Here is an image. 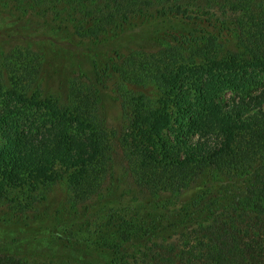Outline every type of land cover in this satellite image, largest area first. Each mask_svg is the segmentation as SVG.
I'll return each instance as SVG.
<instances>
[{
  "label": "trees",
  "instance_id": "1",
  "mask_svg": "<svg viewBox=\"0 0 264 264\" xmlns=\"http://www.w3.org/2000/svg\"><path fill=\"white\" fill-rule=\"evenodd\" d=\"M13 7L0 36V210L41 215L35 243L43 230L69 255L1 250L0 264H264V0ZM138 19L172 34L101 68L97 49ZM62 43L77 61L64 95L42 82L44 49ZM110 88L116 126L102 107Z\"/></svg>",
  "mask_w": 264,
  "mask_h": 264
},
{
  "label": "rangeland",
  "instance_id": "2",
  "mask_svg": "<svg viewBox=\"0 0 264 264\" xmlns=\"http://www.w3.org/2000/svg\"><path fill=\"white\" fill-rule=\"evenodd\" d=\"M13 9V0H0V36L3 35L4 38H6V34L13 32L12 26L17 18L16 12ZM21 17L26 18L23 23L24 25L29 24L31 19L28 16ZM184 25L188 30H200L206 27L204 24L198 22H188ZM171 26L172 24L161 25L160 22L153 23L146 19L136 20L120 32L122 35L119 43L105 45L103 47L100 46L97 49L100 67L105 69L108 64H112L110 59L113 56L112 52L122 53L140 46L146 48L154 47L155 44L163 41L167 35L172 34ZM182 27H180L181 30L183 29ZM7 44L8 42H4V45H0V47L7 48ZM61 45L56 44L54 47H46L44 49L42 82L54 94L64 95L68 77L77 61L72 57L73 50L68 51L65 44L62 43ZM69 49L71 48L69 47ZM102 94V107L104 108L108 122L116 126L118 124L119 105L114 101L111 88L102 90ZM125 182L130 186L129 182ZM117 184L115 185L117 186ZM127 186L125 183H121L116 191L120 201L127 202L130 199ZM58 203L56 201L52 208L58 206ZM177 206L173 205L168 209H173ZM40 217L41 215L39 216V214L15 216L6 210H0V251L8 250L11 253H18L26 259L37 262H59V260L66 258V256L68 257V250L62 246V244L67 246L65 242H62L60 248L56 250L51 249L50 243L42 241L43 239L41 237L47 236L43 230L40 232L37 231L40 239L38 243H35L38 239L34 238V231L36 229L34 228L33 221L38 218L40 219ZM72 217L61 214L60 220L65 222ZM71 264H76L75 260Z\"/></svg>",
  "mask_w": 264,
  "mask_h": 264
}]
</instances>
